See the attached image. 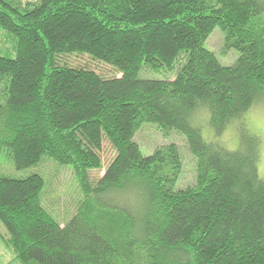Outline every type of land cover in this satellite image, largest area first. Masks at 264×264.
<instances>
[{
	"label": "trees",
	"instance_id": "trees-1",
	"mask_svg": "<svg viewBox=\"0 0 264 264\" xmlns=\"http://www.w3.org/2000/svg\"><path fill=\"white\" fill-rule=\"evenodd\" d=\"M0 27L14 50L0 54V160L38 171L0 174L2 238L22 264H264L260 141L242 126L264 105V0H0ZM216 27L232 65L205 46ZM85 57L116 74L71 62ZM207 111L214 140L194 123ZM146 123L185 135L193 185L176 143L144 154ZM46 161L80 189L64 223L44 204Z\"/></svg>",
	"mask_w": 264,
	"mask_h": 264
},
{
	"label": "rangeland",
	"instance_id": "rangeland-1",
	"mask_svg": "<svg viewBox=\"0 0 264 264\" xmlns=\"http://www.w3.org/2000/svg\"><path fill=\"white\" fill-rule=\"evenodd\" d=\"M26 2L27 0H22ZM30 1V0H29ZM224 32L220 27H216L212 34L205 42V46L214 51L221 63L224 65H232L238 58V52L232 49L227 54L222 51L224 47ZM0 54L14 56L13 43L8 34L0 27ZM88 58H78V60H71L73 63L92 65L99 73L113 76L116 73L114 70L104 64L94 63ZM177 70L173 74H167L169 78H175ZM143 77L164 78L160 73H153L150 76L142 74ZM245 132L249 136H255L260 141L261 158L259 162V174L264 179V105L257 106L251 110L245 117ZM194 123L201 127L202 133L207 140H214L217 137L216 132L210 122V112L200 114ZM242 122L239 119L233 120V123L227 126L222 133L220 139L224 145L231 150H236L243 144L242 139ZM136 141L140 144L144 154L149 155L154 150L162 145L174 142L178 145L183 160L185 161L184 173L180 186L185 188L193 185L196 180L195 161L193 154L190 151L186 137L180 132H175L169 137H165L159 126L153 123H146L139 130L136 135ZM248 142V139H246ZM115 156V151L109 143H105L102 158L104 162V170L93 171V178H98L104 174L105 168ZM2 155L0 160V174H7L11 176H25L31 172L37 171L36 168H29L26 170H19L15 165ZM39 170L43 173L46 181V190L44 194V204L56 217L64 223L76 211L77 201L80 198V189L75 178L72 168L58 165L53 161H46ZM38 172V171H37ZM40 172V171H39ZM1 222V221H0Z\"/></svg>",
	"mask_w": 264,
	"mask_h": 264
},
{
	"label": "crops",
	"instance_id": "crops-1",
	"mask_svg": "<svg viewBox=\"0 0 264 264\" xmlns=\"http://www.w3.org/2000/svg\"><path fill=\"white\" fill-rule=\"evenodd\" d=\"M2 235L7 236L5 226L0 222V264H22L16 257L13 248L3 240Z\"/></svg>",
	"mask_w": 264,
	"mask_h": 264
}]
</instances>
